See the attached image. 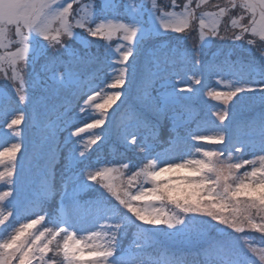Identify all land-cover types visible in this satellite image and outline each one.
I'll return each instance as SVG.
<instances>
[{"label": "snow or ice", "instance_id": "6c2138e0", "mask_svg": "<svg viewBox=\"0 0 264 264\" xmlns=\"http://www.w3.org/2000/svg\"><path fill=\"white\" fill-rule=\"evenodd\" d=\"M175 3L176 0H172V4L175 5ZM74 5L78 7L74 8ZM81 7L84 9V14L73 25L69 22V18L79 13ZM184 7L185 11L180 13L155 10L149 14L152 24L148 25L142 21L138 11H133L127 6L126 0H89L82 6L80 0H0V72L12 81L11 87L8 85L0 87V134L3 135L0 141V149H2L0 164L5 165V170L0 171V184L7 187V190L0 191V202L11 212L7 216V223L5 221L0 225V264H32L34 259L38 260L39 264H57L55 258L62 259L63 264H100L97 257L101 253L98 249L90 250L89 254L94 258L86 261L66 255L67 240L77 239L79 234L76 232L73 236H66L67 226L75 220L80 224V231L95 233L88 238L96 239L102 234V231L97 229L115 228L119 221L116 219L114 210L117 207H123L129 197L132 200L149 198L144 195V190H149L152 192L151 200H161L162 196L156 193L154 187H145L142 190L137 186L135 192L129 191V187L135 185L138 173H151L155 181H160V177L167 174L168 182L159 184L160 192L169 202L184 201L194 205L193 208H184L183 213L172 222L151 220L148 216H140V220L147 222L145 225L153 226L161 231L164 229L158 226L175 230L184 228L193 216H206L213 225L223 226L225 217L215 215L210 209L224 211L231 202H239L240 197H246L249 201L264 197V191H260L264 189V183H256L253 180V177L264 171V156H259L257 160L245 165V168L249 166L251 170L241 178L218 174L220 178L213 179L209 174L203 180L190 182L187 177L198 176L200 173L183 165L152 171L162 160L170 162L173 158H180L179 154L185 153L189 148V138L201 141L221 130L231 129L233 140H247L252 145L253 151H264V115L259 119L253 116L248 118L241 116L237 119L233 115V102L236 98L241 97V100L237 101L238 105L246 99V95L242 94L259 91L260 99L264 102V83L241 84L233 79L228 82L229 78L225 77H229V73L236 72L237 69L227 59L221 64L210 63L204 66V71L209 77L217 76L228 82L226 91L207 92L212 100H223L226 105L211 115L208 112L207 101L201 100L199 116L191 107L194 101L200 100L202 92L209 85L206 79L202 82L199 78L205 77L197 71L201 64H197L194 58L189 57L185 52L171 49L152 50L147 56L142 72L138 78H135L133 58L137 55L138 46L143 40L150 38L161 29L172 30L177 25H182L183 31L176 33H182L188 26L189 18L195 19L188 5ZM228 13L229 6L225 3L219 7L218 12L212 14L216 22L217 36H219L218 23L221 17ZM85 20L89 23H85ZM53 24H59V27L53 28ZM13 27L18 39L5 43ZM84 33L92 39H82ZM117 33H122V39L127 44L117 49L118 59L112 62L114 53L111 44L103 43L96 38L101 37L105 41H111ZM246 33L251 35L249 32L243 35ZM64 37H71V39L65 42ZM201 39H204L203 34ZM234 42L240 41L234 40ZM11 44L16 45L15 51L11 50ZM250 44L252 49L264 57V49L260 48L255 40L250 41ZM93 47L96 48V53L92 52ZM101 57L108 68L118 74L113 77L107 72L101 77L98 75L102 72L101 66L97 69V74H94L99 82L93 87L91 80L81 79L83 72L80 69L100 63ZM37 65H39V72L36 70ZM169 65L173 69L171 72H168ZM18 66H31L32 72L21 75L23 68ZM189 67L192 71L188 70ZM8 70L11 75H8ZM181 72L184 73L183 76L180 75ZM189 73L191 76L188 75ZM174 76H179L181 79L178 83L185 86L177 87V83L171 81V77ZM133 78H135V86L130 89L128 86L130 79ZM185 78L190 82H187ZM157 79L163 81V90L152 97V109L158 114H163L169 109H179L181 113L180 120L174 118L172 132L175 135H171L169 140L163 143L159 141L157 124L141 115L133 99H141ZM25 84L28 86L27 93L24 91ZM100 85L113 91L103 93ZM216 87H219V84ZM12 89H15V95ZM37 90H41L39 96L35 95ZM66 90L73 92V99L77 96L93 97L91 103L96 105L95 110L100 112L99 118L92 119L101 120V126L104 127L99 132L92 131L100 134L101 141L94 144L96 147L92 148L91 154L102 150L100 144L111 138L113 129H115L117 142L122 147L127 146L129 139L135 136L138 137V143L143 141L147 152L141 161L135 164L129 163L132 159L129 158L128 153L133 151L126 149V155L116 152L113 159L105 161L106 164L113 165L112 167L105 166L92 170L94 166H90L91 180H98L97 185L101 187L84 182L82 177L71 178L69 206L62 205L55 219L49 221L47 217L41 219L34 212L40 198L47 194V186L41 184L37 189L32 179V163L41 152V141L50 135L58 124L75 130L76 127L90 123L86 111L76 112L78 104L73 106L71 101L52 102ZM97 100L100 102L97 103ZM117 100H121V104L112 113L102 111L110 108ZM126 105L127 108H125ZM122 108L125 109L124 112H120ZM45 113L46 122L41 118ZM213 116L216 119H213ZM73 121H79V123L75 127H70ZM26 122L38 133L34 140L31 160L22 155L24 151L21 153L20 140L12 142L21 137V132L17 129ZM191 123L196 124L194 129L190 127ZM210 127L213 130H209ZM181 128L185 129L183 134L180 131ZM161 145L163 146L160 147ZM158 148L160 150H157ZM17 153H21L19 157ZM69 159L79 165L75 152L69 156ZM116 164H119V167H116ZM125 164H127L129 175L126 180H123L121 178L125 175L123 170ZM202 166L207 167L206 164ZM92 188H102L106 196L87 201L81 200L80 194ZM204 200L210 201V205L204 204ZM42 222L43 231L37 229L36 232L25 235L28 229ZM17 223L19 227H14ZM48 223L55 224L57 229L61 225L66 227L63 232H59L48 229L46 227ZM252 227H255V224H252ZM9 229L12 231L9 232ZM60 236L65 238L60 239ZM259 238H264V235ZM136 241L144 244L151 243L149 233L143 230L137 231ZM238 241L239 236H236V242ZM36 251L40 254L36 255ZM49 252L54 254V258H46ZM117 252L118 250L115 253L116 256ZM131 256L132 253L119 256L120 264H129ZM109 259L105 258L104 264H109ZM172 259L173 257L162 248L157 255L156 264H170Z\"/></svg>", "mask_w": 264, "mask_h": 264}, {"label": "clouds", "instance_id": "9594fccd", "mask_svg": "<svg viewBox=\"0 0 264 264\" xmlns=\"http://www.w3.org/2000/svg\"><path fill=\"white\" fill-rule=\"evenodd\" d=\"M126 2L128 7L132 8L133 11H138L141 16L144 14L149 15L159 9L157 0H139V2L137 0H126ZM226 6L239 7L244 12L239 19H231V16H229L231 27H225L224 35L219 36V40L213 39L217 37L215 19L213 18L212 23L207 26L204 19L200 20V39L192 48L194 50L193 58L197 64H201L204 47H207L213 40H235L248 46H251L250 41L255 40L256 44L264 49V0H227ZM206 27H208L207 32L205 31ZM172 31H183V26L177 25ZM245 32L251 33L250 37L252 38L243 35ZM202 34L204 39H201ZM257 37L259 38L258 41L254 39ZM70 38L65 37L66 40ZM61 47H63V44H61ZM234 83L236 82L234 81ZM92 99L93 97L89 96L83 101L84 106L79 108L80 113H84L86 109H96V105L91 103ZM87 118L91 122L85 123L82 127H76L75 130H71L66 125L58 124L52 133L41 141V152L32 163V179L37 189L41 184L47 186V194L40 198L39 205L34 209V212L41 219L47 217L51 221L55 219L56 213L62 205L69 206L71 178L82 177L84 182H92L93 185L99 184L98 180H91L89 175L91 167L88 164L91 153L86 154L85 150L101 141L100 134L92 132L94 128L101 126V120L92 119L88 114ZM42 120L46 122V113L42 116ZM221 125H223V122H221ZM88 132H92V134L84 142L82 134ZM137 140L138 137H131L128 145L122 147L123 151H118L125 155L127 154L126 149L133 151L136 159L129 161V163L140 162L147 152L143 141L141 140L138 143ZM201 141H214L216 146L209 147L208 144L200 143L195 138H189V148L185 153L179 154L180 158H173L170 162L162 160L152 171L183 165L200 173L198 176L187 177L190 182L203 180L209 174L213 179H219L218 174L241 178L248 171L245 169V165L257 160L259 156H264V151H253L252 145L247 140H233L227 130H221L212 137ZM81 143H83L85 150H81ZM100 148H106L109 153L117 152L116 145L111 143L110 139L103 141ZM62 152L66 153L64 163H61L60 160ZM73 152L76 153L79 165L69 159ZM32 155L27 156L29 160L32 159ZM203 164H206L207 167H203ZM142 167L143 164L141 163ZM241 169L245 170L241 173ZM123 170H128L127 164L123 165ZM136 175L135 185L130 186L129 191L137 186L143 190L145 185H150V187L155 188L157 194L162 196V199L132 200L129 197L123 207H117L114 210L116 219L119 221L115 228L97 229L102 231V234L96 239H89L88 237L95 233L80 231L79 222L73 220L67 226L66 236H73L76 232H87L89 235L86 239L67 240L66 255L76 257L78 253L98 249L101 253L97 257L100 264H104L105 258H110L109 264H120V258L115 253L120 249L122 237L131 231L133 238L124 249V252L121 253V255L132 253L129 264H156L157 255L162 248L173 257L170 264H264V238H259L257 241L250 238L249 233L246 232V229H252L258 233H264V197L252 201L241 199L239 202H231L230 206L224 211L210 209L215 215L225 217L223 227L213 225L212 221L206 216H193L184 228L176 229L175 232L169 235L165 230L145 229L143 226L147 222L140 220V216L145 215L150 217L151 220L159 219L162 222H172L183 213L184 208H193L194 205L190 202L172 203L167 200L166 196L160 192L159 184L167 183L168 178L155 181L151 173H138ZM253 180L256 183H264V171L253 177ZM144 195L150 197L152 192L144 190ZM203 203L210 205L211 202L204 200ZM157 205L159 206L157 207ZM50 212L52 213L51 216ZM10 214V210L5 209L2 202H0V225L5 223L7 216ZM48 224L46 225L48 229L59 232L64 231L65 227L60 226L57 229L55 224ZM252 224H255V227H252ZM121 230L123 231L121 232ZM140 230L149 233L151 243L144 244L136 241V233ZM232 233L239 236L238 243ZM161 237L167 240V244L161 243ZM64 238L65 236H60V239ZM257 243L261 246H257ZM35 254L39 255L40 253L36 251ZM57 264H63V260L58 258Z\"/></svg>", "mask_w": 264, "mask_h": 264}, {"label": "rangeland", "instance_id": "374dc122", "mask_svg": "<svg viewBox=\"0 0 264 264\" xmlns=\"http://www.w3.org/2000/svg\"><path fill=\"white\" fill-rule=\"evenodd\" d=\"M89 2V0H80V5H84L87 4ZM137 2H139V0H137ZM227 2V0H176L175 5L172 4V0H157V4L159 6V9L162 11H168V12H176V13H180L185 11V5H188L189 10L193 11L195 19L189 18V23L188 26L185 28L184 32L182 33H177L174 34L173 31L171 29L165 30V29H161V31H157V34H163L165 38H155L153 36H151L148 39H145L141 42V44L138 46L139 50L137 52V55L133 58L134 60V64H135V78H138V76L140 75V73L142 72L145 63H146V59L148 54L154 50V49H164V50H168V49H172L175 48L176 50L185 52L189 57L193 58V47L194 44L199 42V33H200V20L204 19L205 21V25H210L212 23L213 20V13H208L207 11L210 12H218L219 11V7H222L225 3ZM78 5H74V8H77ZM99 7V6H98ZM184 8V9H183ZM244 10L240 9L239 7L237 8H232L231 6H229V13L226 14L225 16L221 17L219 23H218V30H219V36H223L224 35V29L225 27H231V19H239L240 15L243 14ZM84 14V9L81 7V11L77 14H74L73 17L69 18V22L72 23L73 25H75L77 20H80L81 17ZM199 15V16H198ZM147 16V17H146ZM229 16H231V19L229 18ZM198 17V18H197ZM247 19V18H246ZM142 21L146 24H148L151 21L152 24V18L148 15V14H144L142 16ZM246 22V21H245ZM85 23H89L88 20H85ZM94 26V25H92ZM59 27V24H53V28H57ZM75 31H81L80 29H74ZM166 31V33L164 32ZM205 31H208V27L205 28ZM238 31V30H237ZM166 34V35H165ZM83 37L82 39H92L91 37H87V33L82 34ZM119 35H121L119 37ZM219 36L213 38L216 40H219ZM245 36L250 37L249 34H245ZM117 38H121L122 39V33H118ZM195 38V39H193ZM18 38L15 35V28L13 27L10 30L9 33V37L8 40L5 41V43H10L12 41L17 40ZM65 40V42H67L69 39H65V37L63 38ZM71 39V38H70ZM96 39L101 40L103 43H108V41L103 40V38L101 37H97ZM258 41V37L254 38ZM213 40L207 47H204L203 52H202V59H201V65L200 67L197 69V71L204 75L200 76L199 78L202 80V82L206 79L207 83L209 85L208 88H205L204 91L201 94V98L200 100H196L192 103L191 107L195 110V112L197 113V115L199 116L200 114V110H201V100L203 101H207L208 102V112L209 115H211L213 112H218L220 109L226 107V105L224 104L223 100L220 101H215L212 100L211 97H209L207 95V92L210 90H217V91H226L227 89H223L221 88V86L223 85H227L228 82H231V80H238L239 83L241 84H250V85H255V81H257L258 79H262L259 75L264 76V57H261L260 54L258 52H256L254 49L251 48V46H248L242 42H234V41H216ZM111 43V42H110ZM164 43V45H163ZM109 44V43H108ZM127 42H125L123 39L122 41L119 43L118 48H120L122 45H126ZM16 45L15 44H11V50L15 51ZM118 48H115L114 51H112L114 53V55L112 56V62H115L118 59L119 53L117 51ZM96 48L93 47L92 52L96 53ZM101 52L103 51L102 49L100 50ZM215 54V55H213ZM225 59H227L236 69V72H230L229 73V81L225 82L224 80H222L220 77L217 76H213V77H209V75L207 73H205L204 71V66L208 65L210 63H215V64H221L222 62L225 61ZM102 66V72H99L98 75H100L101 77L106 74L107 72H109V74L111 76H115L118 74V72H113L112 70H110L108 68V65L106 63H104L103 58H100V63H95L92 65L87 66L86 68L80 69V71L83 72V75L81 76L82 80H91L92 82V86L95 87L96 84L99 82L96 80V76L94 74H97V69L100 68ZM18 67H22L23 71L21 72V75H24L27 72H32V67H23V66H18ZM36 70L39 72V65L36 66ZM172 66L169 65L168 66V72H171ZM189 71H192V68L189 67L188 69ZM167 74V73H165ZM259 74V75H256ZM8 75H11L10 70H8ZM43 75V74H42ZM181 76L184 75L183 72L180 73ZM189 76H191V73L188 74ZM135 78L130 79V83H129V88H134L135 86ZM180 77L179 76H174L171 77V81L173 83H177V87H183L185 85L178 83L180 81ZM185 80H187V78H185ZM158 83L159 87H155L154 83ZM152 85V88L155 89L156 92L150 91V88L147 89L146 93L143 94L142 98L139 100H136L135 98L134 101L139 102V103H143L144 105L149 106L151 108V110L153 112H155L152 109V97H155L157 95L158 92L162 91V83L163 81L157 79ZM190 82V81H188ZM17 85H19V81L16 82ZM12 81L8 80L7 76L0 72V87H3L5 85H8L9 87H11ZM219 84V87H216V85ZM43 87V86H42ZM101 88H103V93H108L113 91V89L107 88L104 85H100ZM195 87H199V86H195ZM227 88V87H226ZM99 90V89H97ZM119 90V89H116ZM24 91L25 93L28 92V86L27 84H25L24 86ZM13 95H15V89H12ZM102 93V95H103ZM41 94V90H37V92L35 93L36 96H39ZM242 95H246V99L243 100L242 104H237V101L241 100V97L238 96L236 98V101L233 102V115L235 118L239 119L241 116L242 118H248L249 114L253 111V112H257V116L263 112L264 114V102L261 101L260 97H261V93L259 91L254 92V93H247V94H242ZM17 100L19 99V97H16ZM82 98V99H81ZM87 97H75V99H73V92L72 91H63L59 94L58 97L53 99V103H60V102H69L71 101L73 103V106L77 105L78 100H82L79 103V106H84L83 105V101L86 99ZM127 98V97H126ZM121 99H124L123 97H121ZM97 103L100 102L99 100L96 101ZM121 104V100H117L110 108L104 109L102 111L108 112V113H112L114 109L117 108L118 105ZM213 105H215V107H213ZM79 106L76 109V112L79 113ZM120 112H124L123 108L120 109ZM86 113L88 115H90L92 118H99L100 116V112L95 110V109H86ZM156 113V112H155ZM170 113L172 115V119L175 118V120H180L181 119V113L179 109H169L167 110L165 113L163 114H157L158 117L162 118V116H164L165 114ZM155 116V114H154ZM255 116V118L257 117ZM156 117V116H155ZM42 118V117H41ZM213 119H216L215 116L212 117ZM184 119H186L184 117ZM88 122H91V120H89ZM79 123V121H75L73 122L70 127H75L77 126V124ZM225 123H229V122H225ZM194 126L196 125L195 123ZM190 126L192 127V125L190 124ZM104 126H100L96 129H93L92 131L95 132H99L101 130V128ZM193 128V127H192ZM195 128V127H194ZM7 130V129H5ZM21 132V137H18L16 139H14L12 142H16L17 140H20L22 147H21V153L24 151V153L22 155L30 156L32 154V150H33V144H34V140L36 138L37 135V130L32 128L30 126V124H28L26 122V124L22 123L18 129ZM209 130H213L211 127L209 128ZM229 136H231V129L228 130ZM66 135V133H65ZM91 135V132L88 133H84L82 134V136L84 137V142H86L87 137ZM112 138H115L114 143H118L117 142V137H116V133H115V129H113V133H112ZM63 138V137H62ZM3 139V135L0 134V141H2ZM111 140V138H110ZM200 143H206L208 144L209 147H215V143L214 141H198ZM99 143V142H98ZM119 144V143H118ZM25 145V148H24ZM70 147V144L68 145ZM96 146L93 145L91 146V148L85 150L83 148V143H81L80 148L81 150H85L86 154L88 152H91L92 148H95ZM2 150V149H0ZM21 153H17V156L19 157ZM64 153V152H62ZM61 153V154H62ZM61 156V155H60ZM112 167L113 165L111 164H106V163H101V165H97L94 166V168L92 170H94L95 168H99V167ZM116 167H119V165H115ZM246 170L250 171V167L246 166L245 168ZM245 169H241V173L245 170ZM5 170V165L0 164V171H4ZM23 171V169H22ZM33 171V169H32ZM129 175V173L127 172V170L125 171V175L121 178L123 180L127 179V176ZM161 180L163 179H167V174L162 175L160 177ZM92 183V182H89ZM96 187H101L100 185H95ZM145 187H150V185H145ZM7 190V187L4 186L3 184H0V191H4ZM92 190H96L99 194H102V196H106V193L103 192V189H99V188H92V189H88L83 191L80 195L83 196L84 194H86L87 192H90ZM133 192H135V188L132 189ZM260 191H264V189H261ZM259 194V192H258ZM80 196V197H81ZM148 200H151V198H146ZM240 199H246V197H240ZM159 205H157L158 207ZM35 218V217H33ZM11 219V218H10ZM22 222H26V221H22ZM7 223V221H6ZM43 222L42 224H38L33 226V228L28 229L25 233V235H27L28 233L31 232H36L37 229H39L40 231H43ZM49 227H51L50 224H48ZM14 227H19V223L15 224ZM61 227H66L65 225H61ZM145 229H152L153 226H149V225H144L143 226ZM159 228H163L166 232H168L169 234L175 232V229H167L166 226H158ZM218 227H223V226H218ZM12 229H9V232H11ZM246 232L249 233L250 238L252 239H256L257 241L259 240V237L261 235H264V233H258L255 232L252 229H246ZM38 234V233H37ZM6 235V234H5ZM89 235V233L87 232H83V233H79L77 235V240H80L82 238L86 239L87 236ZM238 235H242V234H238ZM233 237H236L235 233H232ZM59 239V238H58ZM161 243L163 244H167V240H165L163 237H161ZM54 245H50V247H53ZM257 246H261L257 243ZM124 247L120 246V249L117 252V256H121V253L124 252ZM50 253V252H49ZM47 254L46 258H52L50 254ZM94 257H92L89 252L85 251V252H81L78 253L76 256V259L78 260H90L93 259ZM32 264H39L38 260H33Z\"/></svg>", "mask_w": 264, "mask_h": 264}, {"label": "trees", "instance_id": "16d2710c", "mask_svg": "<svg viewBox=\"0 0 264 264\" xmlns=\"http://www.w3.org/2000/svg\"><path fill=\"white\" fill-rule=\"evenodd\" d=\"M207 12L208 13H214V12H210V11H207ZM148 25H151V21L148 23ZM164 32H166V31H164ZM173 33L174 34H177L176 32H173ZM163 34H157V32H155L152 36L155 37V38H165ZM117 35H118V33L115 36H113V38H112L111 41H108V43L111 44V46H112V51H114L115 48H118L119 43L122 41L121 38H117ZM120 36L121 35H119V37ZM82 37H83V35H82ZM163 45H164V43H163ZM171 50H176V49L175 48H172ZM256 75H259V74H256ZM259 76L262 79H258L257 81H255L254 84L264 83V76H262V75H259ZM154 85H155V87H159V84L156 83V82L154 83ZM226 87H228V84L227 85L225 84V85L221 86V88H223V89L224 88L227 89ZM150 91L156 92L155 89L152 88V86L150 88ZM81 101L82 100H80V101L78 100L77 104L79 105V103ZM136 105L138 107V111H140V113H141V115L143 117H145L148 120L152 121L153 123L157 124V126H158L159 141L161 143L166 142L167 140H169V138H170L171 135H175V133L172 132L173 125H174V119H172L173 117H172V115L170 113H168V114L166 113L164 116H162V118H160V117H158L159 115L157 116L158 113L153 112L149 106L146 107V105H144L143 103L141 104L139 102H136ZM127 107L128 106L126 105L125 108H127ZM77 108H78V106L76 107V109ZM124 110L125 109L123 108V111ZM154 114H155L156 117L154 116ZM256 114H257V112H253L252 111L249 114V116L255 117V116H257ZM262 115H264L263 112L261 113V115L259 114L256 117V119H259ZM191 125H192L193 129H194V127H196V125L194 126V124H192V123H191ZM180 131L183 134L185 132V129L184 128H181ZM114 140H115V138H112L111 137L110 142L116 145L117 152L118 151H123L122 146L120 144H118V143H114ZM162 146L163 145H161L160 147H162ZM157 150H160V149L158 148ZM114 153H116V152L109 153L106 148L98 151L97 153L96 152H93L90 155V157H89L88 164H89V166L101 165V163L103 164V163H105V161L113 159ZM65 155H66V153H62L61 156H60L61 163H64L65 162L64 161V156ZM128 156L132 160H135L136 159V156H135V154L133 152L128 153ZM117 165H119V164H117ZM100 197H102V194H99L96 190H92L90 192H87L83 196H81L80 199L81 200H84V201H87V200L97 199V198H100ZM51 214L52 213L50 212V216H51ZM56 215H58V211H57ZM132 238H133L132 237V233H131V231H129L126 236L122 237L121 246H123L124 248H126V246L131 242ZM50 253H52V252H50ZM51 257L54 258V254L53 253H52ZM55 259L58 260V258H55Z\"/></svg>", "mask_w": 264, "mask_h": 264}]
</instances>
